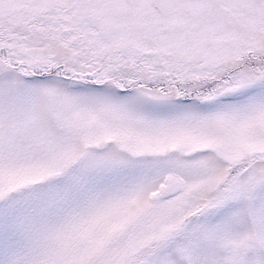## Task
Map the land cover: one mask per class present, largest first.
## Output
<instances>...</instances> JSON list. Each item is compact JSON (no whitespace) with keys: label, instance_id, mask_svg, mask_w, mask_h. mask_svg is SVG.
<instances>
[{"label":"rangeland","instance_id":"obj_1","mask_svg":"<svg viewBox=\"0 0 264 264\" xmlns=\"http://www.w3.org/2000/svg\"><path fill=\"white\" fill-rule=\"evenodd\" d=\"M0 47V264H264V0H0Z\"/></svg>","mask_w":264,"mask_h":264},{"label":"flooded vegetation","instance_id":"obj_2","mask_svg":"<svg viewBox=\"0 0 264 264\" xmlns=\"http://www.w3.org/2000/svg\"><path fill=\"white\" fill-rule=\"evenodd\" d=\"M146 86H148V90H155V89H157V90H161V88L159 89V86H154V85H146ZM150 87H152V88H150ZM150 88V89H149ZM215 94V93H214ZM181 96H183V95H181ZM214 96V95H213ZM168 177V176H167ZM167 177H166V180H165V185H166V187H168L171 191H176V190H178V189H180V188H184V182H183V184H182V186L181 185H179L178 184V182L175 180H173V179H171V180H169V182H167Z\"/></svg>","mask_w":264,"mask_h":264},{"label":"water","instance_id":"obj_3","mask_svg":"<svg viewBox=\"0 0 264 264\" xmlns=\"http://www.w3.org/2000/svg\"><path fill=\"white\" fill-rule=\"evenodd\" d=\"M167 176H168L167 177V182H169V180L173 179L174 181L176 180L178 182V184L182 186L183 180L176 173H169Z\"/></svg>","mask_w":264,"mask_h":264},{"label":"trees","instance_id":"obj_4","mask_svg":"<svg viewBox=\"0 0 264 264\" xmlns=\"http://www.w3.org/2000/svg\"><path fill=\"white\" fill-rule=\"evenodd\" d=\"M107 12H108V10H107ZM30 13L32 14V15H36V16H38V13H36V12H34V11H30ZM38 17H34L33 19H37ZM32 20V19H31ZM55 23H53V25H57L59 22L57 21V18L55 19ZM1 48V47H0ZM5 50H7V52H9L8 51V48H6L5 47ZM11 54V52L10 53H8V55H10ZM0 55H3V52H2V50L0 51ZM256 59H259L258 60V62H260V59H263V58H256ZM261 63V62H260Z\"/></svg>","mask_w":264,"mask_h":264}]
</instances>
